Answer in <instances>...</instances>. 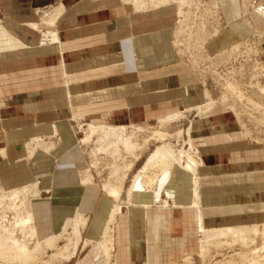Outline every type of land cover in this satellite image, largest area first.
<instances>
[{
  "label": "crops",
  "instance_id": "1",
  "mask_svg": "<svg viewBox=\"0 0 264 264\" xmlns=\"http://www.w3.org/2000/svg\"><path fill=\"white\" fill-rule=\"evenodd\" d=\"M240 2L222 1L223 15L238 21L208 41L211 52L261 23ZM57 3L64 6L59 43L40 46L27 24L37 21L36 8ZM175 20L174 5L141 11L121 0H0V185L39 180L42 198L32 201L39 236L60 231L77 210L89 215L83 240L99 238L120 205L112 223L116 264H174L197 249L194 215L185 208L189 173L167 170L151 189L124 188L116 199L98 183H79L85 159L75 150L80 124H148L201 103L197 75L172 46ZM54 128V149L30 156L26 142L50 138ZM191 137L201 157L204 225L264 222V163L252 159L226 108L216 104L209 117L194 118ZM162 199L182 208L162 209Z\"/></svg>",
  "mask_w": 264,
  "mask_h": 264
},
{
  "label": "rangeland",
  "instance_id": "2",
  "mask_svg": "<svg viewBox=\"0 0 264 264\" xmlns=\"http://www.w3.org/2000/svg\"><path fill=\"white\" fill-rule=\"evenodd\" d=\"M121 1L124 3L127 2V0ZM222 1L223 0H200V6L198 7L200 12H204L202 11L205 8L204 5H210L212 3L215 5L216 21L213 20L211 22L209 16L205 18L208 25L207 30L210 33L216 30L218 32L216 35H219L226 30V28H232L233 22L238 21V19L229 20L223 15V8H221ZM240 1V3L244 2L246 4L248 9L246 16L248 17L253 16L259 8L264 10V0ZM61 5V3H57L53 6L38 7L43 10L42 13H37V8L35 9L38 18L35 23H38L39 27L38 30H35L39 34V40L43 37V33L46 34L48 30H52L55 36L60 39L56 24L58 21L57 19L64 13V6L62 5L61 7ZM169 5H174L177 12V3H171ZM54 13H59V15L55 17V15H53ZM179 14L181 13L179 12ZM259 20L261 23L255 20L259 24H252L245 35L236 38L234 43L238 45L237 49L231 50V46L233 45L231 44L223 49L221 48L222 50L211 52L212 46H209V49L205 47L206 54L201 51L200 53L193 51L194 47H192V43L185 44V42L178 41L179 43H177V45L175 37L176 25L174 24L175 27L171 40L172 46L176 53L184 58L183 60L186 65H188L189 69L197 75L201 87V103L194 108L184 109L182 118L167 123H162V121L159 120L157 122L139 125H119L114 127H108L112 125H104L112 129V131L109 130L104 132L101 130L92 132L90 126H95V124H80L76 126L79 142L76 141L75 150L83 155L85 159V166L78 172L79 183L82 186L91 185L93 182L98 183L106 193L107 190L105 186L119 188V195L114 197L118 199L124 188H127L128 191L132 184L133 175L138 172L140 166L146 160V157L157 146L164 143H170L174 148L176 147V150H178V148H183L185 150L189 149L190 154L192 153L191 156L200 163L201 157L198 148L193 145L192 140V148L189 146V137L185 134L186 129L194 118H200L203 115L199 116L198 108L201 107L202 110L208 109L203 116L209 117L216 104L224 106L230 116L233 117L237 123L238 129L242 133L243 139L250 149V153L253 155L252 157L255 155L258 156V162L264 163V17H261ZM52 21L56 23L52 24ZM176 21L177 17L175 23ZM210 23H214V25L211 26ZM188 45L190 46L188 47ZM222 52L223 55H221ZM229 83L233 85L234 90L230 89ZM252 102L255 105L252 104ZM155 132L165 134L164 139L160 140L154 137L153 133ZM178 132H180V134H178ZM131 133L134 135L133 139L137 140L139 144L147 140L140 149L135 150L136 153L134 152V154L124 151L118 140L120 135H129ZM57 137L59 139L54 128V136L50 138L34 137L27 141L26 147L29 150L30 156H34L37 149L41 152H50L54 149L55 143H58ZM117 148L120 149L119 155L113 153ZM1 152L2 151H0V153ZM252 159L256 158L254 157ZM201 166L202 165L198 168ZM150 171L148 175L151 173H159V170L156 168ZM144 181L145 178L143 177L137 180L134 184V188L137 187L139 189L149 190L155 184L153 183V185L145 187L146 184ZM189 181L187 189L190 192L191 201L196 198H194L192 191L193 186L191 179ZM37 182H39V180L13 189H5L0 185V264H97L100 261H104L105 264H116L112 255V223L115 216L113 221L109 224V232L104 233V227L109 218L108 215L99 238L83 240L82 230L88 223L89 215L77 210L71 217H67L64 220L60 231L44 237L39 236L32 203L33 200L37 201L42 198L39 196L40 191L37 187ZM44 193H48L47 190ZM163 201L170 207H172L174 204L173 202H175L173 200L162 199L159 204V207L162 209H165L162 207ZM197 202V206L202 209L201 194ZM115 209H119L117 211L119 212L120 205H116L109 214ZM77 212L81 215L84 226L81 227L74 254L66 259L65 256L71 252V247L65 252L63 255L64 257L59 253L63 250V247L69 244L68 239L72 238L70 226L73 220L71 219H74ZM263 223L264 222L260 224L249 223L248 225L257 224L261 228ZM63 228H66V230H63ZM194 233L197 235L198 239L197 249L193 254L184 256L174 264H226V262L230 260L232 264H249L247 260L241 259L238 253L242 251L243 254L246 252L245 254L251 256L252 251L250 250H252L253 247L259 248L263 242V239L259 236L254 244H248L247 246H242L238 243L230 246L224 244L223 241L221 245H215V243L207 242L205 236L201 234V232ZM54 238L56 240H54ZM48 240L52 241L53 244L48 242ZM105 245L109 248L108 256L103 252V247ZM33 250L34 252H32ZM201 251L205 254L201 255ZM260 254L262 256H260L258 262L259 264H264V252H260ZM22 257L23 259H20ZM254 262H256V260H254Z\"/></svg>",
  "mask_w": 264,
  "mask_h": 264
},
{
  "label": "bare ground",
  "instance_id": "3",
  "mask_svg": "<svg viewBox=\"0 0 264 264\" xmlns=\"http://www.w3.org/2000/svg\"><path fill=\"white\" fill-rule=\"evenodd\" d=\"M126 3H129V5H131L134 8V10H141V11L157 9V8L167 6L171 3H177L178 10L176 12V15H177L176 16L177 21L175 23L176 27L174 25L175 30H176V36H175L176 37V44L179 43L178 41L185 42V44L192 43V47H194L193 51H197L199 53L201 51L202 53L203 52L205 53L206 52L205 47L207 45V42L212 37L217 36L216 34H218V32L216 30L213 31V33H210L207 30L208 25H207V20L205 18V17L209 16V18L212 19V20L210 19L211 22L213 20L216 21V19H215L216 10L214 8L215 5H213V3L210 5H204L205 8L202 10L204 12H200V10L198 8L200 6V0H127ZM196 11H199V12H196ZM217 11H218V8H217ZM179 12L181 14H179ZM256 14L258 15V17L263 18L264 17L263 16L264 10H262V8H259L258 11L256 12ZM53 15H55V17H57V15H59V13L58 14L54 13ZM53 22L54 21H52V24L56 23V22L55 23H53ZM208 23H209V20H208ZM210 24H211V26L214 25V23H210ZM27 25L31 26L32 28L37 29V30L39 28L38 23H35V22L28 23ZM43 34H44L43 37H41L39 40L40 46H44L46 44L56 43V42L59 43V39L55 36V34L53 33L52 30L51 31L48 30L46 34L45 33H43ZM232 44L233 45L231 46V50L238 48V45H236L235 43H232ZM189 46L190 45H188V47ZM223 52H224V50H223ZM223 52L221 55H223ZM229 87H230V89L234 90L233 85L231 83H229ZM252 104H254V103L252 102ZM207 110H202L201 107L198 108V113L200 114L199 116H201L202 114L205 115ZM183 113H184V110L179 111V112H175V113L169 115L168 117H166L165 119H162L161 121H162V123H164V122L167 123L170 121L177 120V119L183 117ZM203 115L200 118H206ZM192 124H193V121L190 123V125L186 129V133H185L189 137L188 142H189L190 147L192 145L191 144ZM90 128L92 129L91 130L92 132L96 131V130H101L103 132L109 131V130L112 131L111 128L109 129L108 127H105V126H90ZM137 129H140V128H137ZM178 134H180V132H178ZM153 135H154V137H156L157 139H160V140L164 139V136H165V134L160 133V132H155V133H153ZM133 138H134V135H132V133L129 135H120V137L118 138V140H119L122 148L124 149V151H126L130 154H134L135 150L140 149L141 146L147 142V140H144L143 143L139 144L137 142V140H135ZM175 148L170 143H164L162 145L157 146L146 157V160L144 161V163L142 162L143 164L140 166V169L138 170V172L135 175H133L132 184L130 185V187L127 191L128 192L127 194H130V192L134 188V184L137 182V180H139L142 177L145 178V181H144V183L146 184L145 187H148V186L153 185V183H155V181L158 179L159 174H162V173L166 172L167 170L177 168V169L181 170L182 172L189 173L191 176V181H192V186H193L192 191L194 194V198H196V199H192L190 205H188L185 208H189L193 212L195 225H196L195 232L196 233L201 232V234H203L205 236L207 242L215 243V245H221L222 244L221 242L223 241L224 244L230 245V246L232 244H236V243H238L242 246H247L248 244H254L256 242V239L259 236H261V238L263 239L262 245L259 248L253 247L252 250L249 249L250 251H252L251 256H248L247 254H245L246 252L243 254L242 251H240V253H238L239 257L243 260H247V262H249V264L250 263H258L259 264V262H258L259 258H260V256H262L260 254V252H264V223L262 224L261 228L257 224H251V225L236 224V225H227V226H223V227L206 228L204 226L202 209L199 206H197L198 205L197 201L200 197V189H201L200 184H199V176H198L199 168L198 167L201 165V162L199 163L198 161H196V159H194L191 156L192 153L190 154L189 149L185 150L183 148H180V149L178 148V150H176ZM119 151H120V149L117 148L113 153L116 155H119L120 154ZM155 168L157 170H159V173L156 171L158 174L157 173H151L150 174L151 176L148 175V172L150 170L153 171V169H155ZM105 189L107 190V193L112 195L113 197H117L119 195V188H114L111 186H105ZM144 206L147 208V205H144ZM162 207L165 209H170V208H180L181 206L176 205L174 203L172 205V207H170V206H167L166 202L163 201ZM118 210L119 209H115L109 214L108 222L105 224V227H104V233L109 232V230H110L109 224L111 221H113L115 213ZM71 220H73L72 224L70 226L71 230H72V234H71L72 238L68 239L69 244L67 246L63 247V250H61L59 253L61 256H63L65 254V252L68 250V248L71 247V252L68 253L67 256H65L66 259L70 258L74 254V252L76 250V244H77L79 236H80L81 227L84 226V221H82L81 215L78 212L76 213V216L74 217V219H71ZM67 225H68V223H67ZM63 230H66V228H63ZM51 240H53V239H51ZM54 240H56V239L54 238ZM48 242L53 244L52 241L48 240ZM32 252H34V250ZM103 252L107 256L109 255L108 246L105 245L103 247ZM203 254H205V253L203 251H201V255H203ZM24 258H26V257H24ZM20 259H23V257ZM254 260H256V262H254ZM244 263H246V262H244ZM226 264H232L231 260L226 262Z\"/></svg>",
  "mask_w": 264,
  "mask_h": 264
},
{
  "label": "built area",
  "instance_id": "4",
  "mask_svg": "<svg viewBox=\"0 0 264 264\" xmlns=\"http://www.w3.org/2000/svg\"><path fill=\"white\" fill-rule=\"evenodd\" d=\"M36 12H37V13H39V12H41V13H42V12H43V10H42V9H39V8H37ZM41 30H43V29H41ZM43 31H46V30H43Z\"/></svg>",
  "mask_w": 264,
  "mask_h": 264
}]
</instances>
